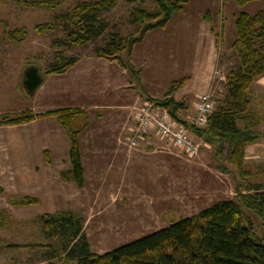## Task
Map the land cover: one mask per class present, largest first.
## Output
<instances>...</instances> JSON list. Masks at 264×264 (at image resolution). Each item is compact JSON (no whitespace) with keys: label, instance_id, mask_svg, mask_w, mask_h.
Here are the masks:
<instances>
[{"label":"crops","instance_id":"crops-1","mask_svg":"<svg viewBox=\"0 0 264 264\" xmlns=\"http://www.w3.org/2000/svg\"><path fill=\"white\" fill-rule=\"evenodd\" d=\"M189 1L172 12L164 26L148 29L132 45L129 68L116 58L91 52L78 55L64 71L44 73L34 92L35 109L31 110L42 112L64 107L82 110L73 118L72 127L79 128L84 180L79 186L75 180L61 177V171L70 167V138L54 115L0 124L14 128L16 156L28 169L14 173L16 195L37 197L35 203L28 205L40 202L34 180L45 174L36 175L34 171L45 161L50 166H60L61 170L50 176L52 207L44 211L71 208L83 215L84 228L93 222V227L99 229H156L170 222H154L160 217L165 219V213L158 211L144 210L136 217L131 206L134 198L178 196L172 184L176 179L182 181L187 170L192 177L197 176L198 164L184 157L167 138L153 132L149 139L130 146L121 139L123 126L134 121V110L143 97L164 95L171 82L183 76L185 81L172 94L185 102L177 113L188 120L194 97L211 89L218 49L230 46L234 38L232 22L254 0L242 5L236 0H205L195 9L187 5ZM263 4L264 0H258L249 13ZM206 10L208 18L204 17ZM257 141L246 145L245 157L248 147ZM15 194L9 197V202ZM95 204L99 209L91 211ZM87 237L89 240L88 234Z\"/></svg>","mask_w":264,"mask_h":264},{"label":"trees","instance_id":"trees-1","mask_svg":"<svg viewBox=\"0 0 264 264\" xmlns=\"http://www.w3.org/2000/svg\"><path fill=\"white\" fill-rule=\"evenodd\" d=\"M24 5H57L58 0H15ZM137 1V0H131ZM188 0H154L152 9L134 7L131 21L139 25L138 32L125 38H110L94 52L108 58H116L124 67H131L129 54L132 45L151 28L164 26L172 12ZM249 0H236L239 5ZM114 0L80 2L66 12L71 26L68 37L75 43L87 41L99 35L104 23L98 21L99 12L114 5ZM208 18V11L204 12ZM50 24H36L37 31ZM234 38L231 47L239 57L235 67L224 75V92L217 98L204 125H191L180 118L178 110L184 101L174 98L172 92L185 81L183 76L174 79L162 97H150L165 107L170 115L186 125H191L196 136L212 148L215 165L221 171H235L237 178L233 197L214 200L209 205L189 215L171 220L167 225L153 229L129 241L102 252L94 251L84 230L83 215L71 208L43 211L36 215L47 249L45 258L61 255L72 264H264V233L255 229L258 223L264 231V162L249 167L245 162L248 143L264 138L259 130L261 114L251 105L249 87L254 79L264 73V4L253 13L241 10L234 20ZM21 28L7 30L8 38L18 40ZM24 35V34H23ZM125 49V56L120 55ZM77 56L64 62H56L45 70L61 72L71 65ZM80 108L64 107L33 112L27 109L20 114H3L0 124H15L44 115H54L69 135L70 167L61 171L64 179L83 184V166L78 141L79 128L72 127V120ZM49 161V158L46 156ZM228 162L230 166L226 163ZM37 197L18 195L11 198L13 204L35 203ZM53 240V241H51ZM65 264V263H64Z\"/></svg>","mask_w":264,"mask_h":264},{"label":"rangeland","instance_id":"rangeland-1","mask_svg":"<svg viewBox=\"0 0 264 264\" xmlns=\"http://www.w3.org/2000/svg\"><path fill=\"white\" fill-rule=\"evenodd\" d=\"M93 1L96 0H58L57 5L28 6L15 0H0V120L5 113L13 116L27 109H35L34 93H27L22 85L25 66L35 64L44 75L45 70L56 62H64L70 57L94 52L96 47L105 45L110 38L116 39L119 36L125 38L132 32L136 34L140 26L131 21L132 8L152 9L155 6L154 0H114L112 7L99 12L98 21L104 23L103 31L87 41L75 43L67 35L69 27L71 28L73 25L69 23L65 13L70 12L80 2ZM203 1L205 0H190L187 5L195 9ZM257 2L258 0L249 1L245 10L250 12ZM43 23L50 24V27H45L40 31L34 29L36 24ZM21 27L25 32L17 34V37H21L20 39L8 38L7 30ZM232 29L234 32V22H232ZM119 53L125 56V49ZM238 62L239 57L231 47V43L230 46L229 44L223 45L218 49L217 65L211 89L208 92L212 96L214 105L217 98L224 92L223 83L226 71L235 67ZM249 92L251 105L261 114L258 129L264 130V74L254 79L249 87ZM145 98L147 96L143 97L136 105L133 113L134 118L139 105H141L140 102ZM192 110L193 108L188 110V121L193 113ZM133 122L123 126L122 140L128 141L129 128ZM152 132L146 134L141 140L149 139ZM15 135L14 128H10L8 125L0 127V151L2 153L0 157V264H72L64 261L61 255L49 259L43 256V252L47 249V240L36 219L37 213L50 210L52 207L50 206V176L60 173V166L55 164L50 166V163L45 161L44 164L36 166L34 171L36 175L45 174L43 179L36 177L34 180L39 203L28 205L29 203L13 204L9 202V197L16 193L12 179L14 173L17 170L18 172H27L28 170L27 165L22 164L23 162L16 156V149L13 145ZM196 139L200 146L198 155L193 157H187L183 153L182 155L198 164L197 176L192 177L188 174L190 171L187 170L182 181L176 179L172 184L173 189L178 191L176 197H135V202L131 206L136 217L141 216L138 212L144 210L158 211L165 213V219L160 217L159 221L154 222L166 223L196 212L214 200L234 196L237 174L234 170L221 171L218 169L211 146L198 136ZM167 141L170 142V140ZM245 162L249 167H254L258 162H264V138H259L257 143L248 147ZM226 163L230 166L228 162ZM194 172L192 171L193 174ZM258 179L264 183V175ZM98 207L99 205L95 204L90 207V210L99 209ZM94 224L89 222L84 230L89 236L91 248L99 252L153 230V228L145 227L99 229L93 227ZM255 229L260 234L264 233L263 227L258 223L255 224Z\"/></svg>","mask_w":264,"mask_h":264},{"label":"built area","instance_id":"built-area-1","mask_svg":"<svg viewBox=\"0 0 264 264\" xmlns=\"http://www.w3.org/2000/svg\"><path fill=\"white\" fill-rule=\"evenodd\" d=\"M213 105L210 93L197 94L189 120L191 125H204ZM191 125L174 119L165 107L145 98L135 113L133 125L129 128L128 144L136 146L139 140L153 131L170 140L187 157L197 156L200 146Z\"/></svg>","mask_w":264,"mask_h":264},{"label":"water","instance_id":"water-1","mask_svg":"<svg viewBox=\"0 0 264 264\" xmlns=\"http://www.w3.org/2000/svg\"><path fill=\"white\" fill-rule=\"evenodd\" d=\"M44 75L35 64H28L23 69L22 85L29 94H33L35 89L42 83Z\"/></svg>","mask_w":264,"mask_h":264}]
</instances>
